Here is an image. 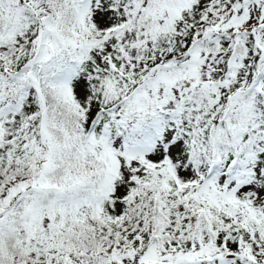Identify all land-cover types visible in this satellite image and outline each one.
Returning a JSON list of instances; mask_svg holds the SVG:
<instances>
[{"label":"snow or ice","instance_id":"6c2138e0","mask_svg":"<svg viewBox=\"0 0 264 264\" xmlns=\"http://www.w3.org/2000/svg\"><path fill=\"white\" fill-rule=\"evenodd\" d=\"M0 264H264V0H0Z\"/></svg>","mask_w":264,"mask_h":264}]
</instances>
